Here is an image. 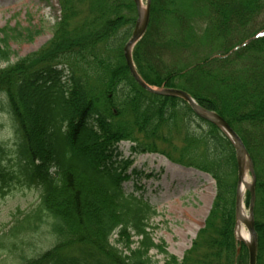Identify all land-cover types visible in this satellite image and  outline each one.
<instances>
[{
    "label": "trees",
    "instance_id": "obj_1",
    "mask_svg": "<svg viewBox=\"0 0 264 264\" xmlns=\"http://www.w3.org/2000/svg\"><path fill=\"white\" fill-rule=\"evenodd\" d=\"M150 2L135 68L151 87L187 93L241 139L254 165L256 264H264V0ZM57 5L52 38L38 53L10 63L9 42L39 34L0 30V100L17 139L14 161L0 144V196L22 184L38 193L36 207L12 215L0 249L19 251L18 264H154L151 223L160 214L123 189L130 162L118 160L117 146L130 142L136 154L159 155L215 183L203 228L182 260L168 264H248L234 239V151L181 100L149 95L132 80L123 59L136 21L132 1ZM43 227L51 246L26 256L20 247Z\"/></svg>",
    "mask_w": 264,
    "mask_h": 264
},
{
    "label": "rangeland",
    "instance_id": "obj_2",
    "mask_svg": "<svg viewBox=\"0 0 264 264\" xmlns=\"http://www.w3.org/2000/svg\"><path fill=\"white\" fill-rule=\"evenodd\" d=\"M58 17L57 0H0V30L20 28L39 34L31 43L9 42V48L15 54L10 63L40 52L51 40ZM4 67L0 63V69ZM16 143L13 124L0 100V144L6 147L12 161L17 158ZM128 146L120 143L117 147L121 154L119 160L130 162L127 171L132 175L125 187L128 192L136 187L137 194L143 193L160 214L151 223L154 227L152 239L157 248L149 253V257L154 264H168L170 258L179 262L203 228L215 196V183L211 178L194 170L179 168L159 155L132 153ZM245 178L250 183L247 173ZM37 201L36 188L25 184L11 187L7 194L0 196V238L11 227L15 211L28 212L36 207ZM115 239L116 236L111 242ZM131 240L133 243L137 241ZM27 242L29 244L20 247L26 256L46 251L52 244L45 227L31 233ZM18 255L19 251L10 253L0 249V264H18Z\"/></svg>",
    "mask_w": 264,
    "mask_h": 264
},
{
    "label": "water",
    "instance_id": "obj_3",
    "mask_svg": "<svg viewBox=\"0 0 264 264\" xmlns=\"http://www.w3.org/2000/svg\"><path fill=\"white\" fill-rule=\"evenodd\" d=\"M136 14L137 20L134 25V29L130 36V39L126 43L123 49V57L125 65L129 71L130 76L135 81V83L145 92L151 95H156L165 98H176L187 104L193 114L204 122H207L217 128L222 135L228 140L232 146L235 153V160L237 166V187L235 196V226L237 228L238 224H241L246 229L248 235V242L243 243L248 251V264H256L257 258V235L254 228V205H255V174L253 162L250 155L246 151L242 141L236 135V133L229 127V125L216 113L208 111L200 107L187 93L174 90V89H164V88H152L146 85L136 72L135 66L132 61V51L133 48L141 41L145 35L149 21H150V0H145V5H143L142 0H132ZM248 174L251 178L250 183L244 182L245 174ZM243 184V185H242ZM243 186L244 192L248 193V209L247 213L244 212V198L241 193L240 187ZM235 228V232H236ZM239 249L237 250V254Z\"/></svg>",
    "mask_w": 264,
    "mask_h": 264
},
{
    "label": "bare ground",
    "instance_id": "obj_4",
    "mask_svg": "<svg viewBox=\"0 0 264 264\" xmlns=\"http://www.w3.org/2000/svg\"><path fill=\"white\" fill-rule=\"evenodd\" d=\"M244 182L246 183L247 181L244 180ZM240 190H241V193L243 195V193H244L243 186L240 187ZM236 238L238 239V241L243 242V243H247L249 240L248 235H247L246 231L244 230L243 225H241V224H238V226L236 228Z\"/></svg>",
    "mask_w": 264,
    "mask_h": 264
}]
</instances>
